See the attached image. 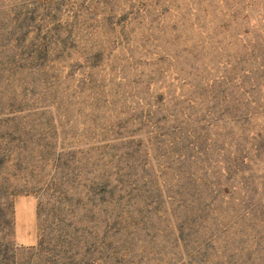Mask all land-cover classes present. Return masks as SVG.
<instances>
[{
  "label": "rangeland",
  "instance_id": "rangeland-1",
  "mask_svg": "<svg viewBox=\"0 0 264 264\" xmlns=\"http://www.w3.org/2000/svg\"><path fill=\"white\" fill-rule=\"evenodd\" d=\"M14 19L46 108L1 118L0 264H264V0H0L2 43Z\"/></svg>",
  "mask_w": 264,
  "mask_h": 264
},
{
  "label": "trees",
  "instance_id": "trees-1",
  "mask_svg": "<svg viewBox=\"0 0 264 264\" xmlns=\"http://www.w3.org/2000/svg\"><path fill=\"white\" fill-rule=\"evenodd\" d=\"M46 1V0H45ZM50 1V0H47ZM79 15H82L83 13L80 11ZM94 13V18L97 21H101V17L98 13ZM88 14V13H87ZM86 14V15H87ZM75 17L77 18L78 15L75 14ZM98 18V19H97ZM91 20V18H89ZM14 23L16 26H12L13 24L11 23L10 25H7L9 27L8 31L10 33L8 34V41L6 43H2L3 39L0 37V83H7L6 85H1L0 86V123H3L2 121H5L1 118L5 117H10V119H14V117L21 116V119H31L30 117L35 116L36 112L38 111H44L43 109L46 108V105H43L44 103H38L39 101H34L33 97L34 94L32 91H28L29 84L31 85L32 88H34V81L27 82V77L29 76V73L32 72V66H37L38 68L41 69V71H44L46 69L40 62L41 58L39 56L45 55L48 51V43L49 40H47V32H43V36L39 38V35L41 33V30L38 29L36 30L38 35H37V40L38 42L34 41L37 43V46L35 48H38V55H34L32 52L31 53H26L23 51L22 43L25 39V35H16L17 32H21L23 28L21 26L18 27L17 25V20L14 19V21H11ZM2 35V33H0ZM32 38V37H31ZM32 41V39H31ZM32 45V44H31ZM34 47V46H33ZM4 50L13 52L11 55H6L4 53ZM36 52V51H35ZM28 60H32L35 64H27ZM23 62V64H21ZM25 73V75H23ZM43 76L44 74L41 73ZM43 79H40L39 82L45 86V82ZM90 85V84H89ZM47 87V86H45ZM20 88L21 89V97L17 98L15 95H13L10 99H8V103L5 105V107L2 106L3 103V97L2 95H6V91H11L15 94V90ZM45 89V88H44ZM28 91V92H27ZM89 91H92L91 86L89 87ZM28 96H31V99H27ZM30 100V101H29ZM29 102H32V104L28 105ZM6 111V113H3ZM13 117V118H11ZM23 145V144H22ZM24 147V146H23ZM20 152H25L23 148H20ZM120 213H117L115 215V221L120 220ZM39 215V214H38ZM143 221V219H142ZM121 222V221H120ZM179 224H176V231L178 232V236L175 238V242H180L182 245H186L188 243L186 236L184 234V231H188L192 229V227H195V222L188 216H185L183 220L178 221ZM5 226L9 225V222L4 223ZM120 230H125V227L121 228L120 224L116 225ZM185 227L187 228L185 230ZM6 228V227H5ZM1 232H4V229L1 230ZM195 233V231H194ZM42 242H39L38 246L40 247ZM187 246V245H186ZM188 247V246H187ZM190 253H193L194 250L189 248ZM128 249L122 248L121 251H118L114 253L115 257L117 258V264H122L124 259H126L128 255ZM190 256V254H189ZM5 261V259H2ZM190 260V258H189ZM2 261V262H3ZM1 262V263H2ZM25 261H22L19 259V263L17 264H24ZM190 262V261H189ZM27 264V263H25ZM29 264V262H28ZM34 264H46V262H43L39 259H36Z\"/></svg>",
  "mask_w": 264,
  "mask_h": 264
}]
</instances>
